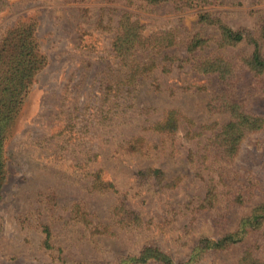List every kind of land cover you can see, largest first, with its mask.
<instances>
[{
  "label": "rangeland",
  "instance_id": "rangeland-1",
  "mask_svg": "<svg viewBox=\"0 0 264 264\" xmlns=\"http://www.w3.org/2000/svg\"><path fill=\"white\" fill-rule=\"evenodd\" d=\"M212 4L208 10L227 26L258 34L264 0ZM124 16L137 21L147 37L168 30L179 36V44L152 55L159 62L165 56L178 60L143 75L133 92L115 90L121 60L113 42ZM31 22L48 65L4 144L0 264H119L146 245L158 246L178 263L201 237L219 240L237 233L242 219L264 204V127L232 158L223 157L217 144L232 119L228 98L264 118V73L244 64L252 44L207 47L189 56L186 42L201 29L197 11L175 12L171 3L0 0V41L10 29ZM212 50L236 65L232 85L192 68ZM148 54L137 57L147 60ZM171 110L192 122L190 134L184 126L175 136L152 129ZM136 139L144 140L142 152L129 149ZM147 167L165 171L166 181L140 182L138 173ZM98 174L116 191L101 189ZM211 190L216 195L211 208L200 211ZM123 202L147 229L119 222L116 208ZM45 226L51 248L44 245ZM249 247L264 257V225L226 250L205 254L199 264H235Z\"/></svg>",
  "mask_w": 264,
  "mask_h": 264
},
{
  "label": "trees",
  "instance_id": "trees-1",
  "mask_svg": "<svg viewBox=\"0 0 264 264\" xmlns=\"http://www.w3.org/2000/svg\"><path fill=\"white\" fill-rule=\"evenodd\" d=\"M129 3L135 0H127ZM150 5H163L171 3L174 11L182 13L186 9H194L198 14V23L201 29L186 42L188 55L196 51H204L207 47H215L214 50L226 47H237L244 43L253 45L250 55L246 56L244 64L257 75L264 73V17L261 19L258 34L254 35L247 29L234 30L227 26L216 12L208 10L213 0H143ZM126 16V15H125ZM123 17L119 32L113 42V51L121 60L115 90L118 92L128 89L135 91L139 79L145 74H152L156 68L171 66L178 60L173 56H165L162 61H157L152 55L179 44L176 30L162 31L153 36H145L143 27L137 21H131V17ZM212 29L214 33L206 35L205 30ZM148 52L149 59L142 60L137 57L139 53ZM199 60H194L192 68L201 74H216L224 82L233 84L237 67L223 54L213 53ZM183 61H190L186 58ZM168 62V63H167ZM48 57L42 49L38 36V29L34 22L23 23L15 26L5 33L0 41V190L5 181L7 169L5 162L4 144L11 134L13 127L19 120V116L25 106L37 77L47 67ZM228 111L231 113V121L218 134L219 152L223 157L232 158L240 149L241 143L251 134L260 131L264 127V118L254 116L247 109L243 101L228 98ZM187 122L178 110L169 111L165 117L152 127L163 135L175 136L184 126V131L190 134L189 127L192 122ZM216 144V143H215ZM143 139H136L129 143V149L142 152ZM140 146V147H138ZM98 185L106 191L116 189L112 182H106L98 174ZM140 182L156 180L158 183L166 181V174L160 168L147 167L138 173ZM166 185H171L168 183ZM1 197V195H0ZM216 195L212 190L207 193L199 210L210 209ZM117 206L116 214L119 222L133 229H147L148 223L141 219L140 215L131 210L125 202ZM264 225V204L252 210L251 215L242 219L237 233H229L219 240L201 237L193 247L186 261L175 263L172 256L156 245H146L137 256L125 257L119 264H146L156 262L159 264H199L205 254L226 250L233 244L241 242L252 230H257ZM108 227V226H107ZM107 227L105 228L107 230ZM96 229L95 231H97ZM43 233L46 235L44 245L51 248V232L47 226ZM235 264H264V257L256 253L252 248L241 251Z\"/></svg>",
  "mask_w": 264,
  "mask_h": 264
}]
</instances>
